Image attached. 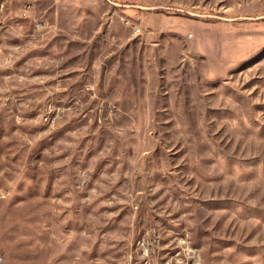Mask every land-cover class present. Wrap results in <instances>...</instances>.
<instances>
[{"label":"rangeland","instance_id":"1","mask_svg":"<svg viewBox=\"0 0 264 264\" xmlns=\"http://www.w3.org/2000/svg\"><path fill=\"white\" fill-rule=\"evenodd\" d=\"M0 0V264H264V0Z\"/></svg>","mask_w":264,"mask_h":264},{"label":"built area","instance_id":"2","mask_svg":"<svg viewBox=\"0 0 264 264\" xmlns=\"http://www.w3.org/2000/svg\"><path fill=\"white\" fill-rule=\"evenodd\" d=\"M33 2H34V0H27L26 5H25V8L27 10L31 9L32 6H33Z\"/></svg>","mask_w":264,"mask_h":264},{"label":"crops","instance_id":"3","mask_svg":"<svg viewBox=\"0 0 264 264\" xmlns=\"http://www.w3.org/2000/svg\"><path fill=\"white\" fill-rule=\"evenodd\" d=\"M27 1V0H26ZM34 2H35V0H34ZM34 2H33V5H34ZM33 7V6H32Z\"/></svg>","mask_w":264,"mask_h":264}]
</instances>
